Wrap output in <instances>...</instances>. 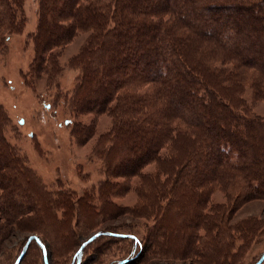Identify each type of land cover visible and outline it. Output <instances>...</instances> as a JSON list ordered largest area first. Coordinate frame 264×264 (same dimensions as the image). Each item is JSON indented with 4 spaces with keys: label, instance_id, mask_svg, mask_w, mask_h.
<instances>
[{
    "label": "trees",
    "instance_id": "1",
    "mask_svg": "<svg viewBox=\"0 0 264 264\" xmlns=\"http://www.w3.org/2000/svg\"><path fill=\"white\" fill-rule=\"evenodd\" d=\"M23 21V0H0V50L5 35L18 32ZM79 31L88 34L73 59L81 73L70 104L76 112L111 118L95 148L105 170L160 187L158 196L143 194L133 208L157 220V236L164 238L152 243L165 259L177 251L214 261L228 257L232 230L246 238L252 227L224 225L229 213L209 203L207 193L220 186L244 201L264 199V117L245 98L248 87L253 102L264 99V0H38L29 34L31 70L40 71L52 49ZM83 131L85 136L90 129ZM1 151L0 251L8 257V246L24 231L21 209H28L30 225L50 229L65 193L51 198L33 170ZM122 160L126 171L118 167ZM149 164L155 166L142 172ZM199 227L215 234L202 239ZM228 230V241L220 240ZM37 234L17 242L9 264L23 260L31 241L41 264H52L46 237L42 230ZM106 234L127 237L133 248L109 264H127L141 250L135 233L98 231L78 243L68 264H78L85 246Z\"/></svg>",
    "mask_w": 264,
    "mask_h": 264
},
{
    "label": "rangeland",
    "instance_id": "2",
    "mask_svg": "<svg viewBox=\"0 0 264 264\" xmlns=\"http://www.w3.org/2000/svg\"><path fill=\"white\" fill-rule=\"evenodd\" d=\"M37 7L38 0H23V24L18 32L5 35L8 39L3 40L0 50V150L7 156L16 155L22 169L36 171L47 183L51 181L54 198L57 193H65V203L52 211L55 220L50 229L30 225L24 217L28 209L22 208L24 231L18 241L23 242L32 234L39 236L37 233L42 230L52 264H68L78 243L98 231L135 233L140 238L141 250L127 264H254L258 260L264 264V199L244 201L234 191L220 186L211 187L207 199L229 213L222 223L230 227L250 225L253 233L246 238H240V233L234 230L231 238L230 230L220 235L218 238L224 242L231 239L233 248L228 257L217 261L192 256L187 251H177L165 259L157 244L152 243L154 238L159 243L164 238L161 234L157 236V220L133 209L143 200V194L158 196L160 187L135 175L122 177L105 170L103 157L95 148L99 134L109 128L111 118L106 113L76 112L70 104L71 92L81 73L73 59L84 46L88 33L79 31L67 44L55 46L41 70H31L35 54L29 34L35 30ZM258 92L262 94L261 90ZM245 93L251 110L264 117V99L253 102L248 87ZM87 128L90 131L84 136L83 129ZM123 161L118 167L126 171L128 165H123ZM154 166L145 165L141 170L146 173ZM165 202L162 199L160 205L164 206ZM64 227L65 235L61 232ZM204 230L199 227L197 236L204 239L207 233L215 234L211 229ZM71 235L75 242L70 241ZM17 242L8 246L13 248L10 256L0 251V263H10L19 247ZM132 249L127 237L99 235L85 246L78 264H109L128 256ZM36 255V264H41L38 247L31 241L19 264H34Z\"/></svg>",
    "mask_w": 264,
    "mask_h": 264
},
{
    "label": "flooded vegetation",
    "instance_id": "3",
    "mask_svg": "<svg viewBox=\"0 0 264 264\" xmlns=\"http://www.w3.org/2000/svg\"><path fill=\"white\" fill-rule=\"evenodd\" d=\"M36 172V171H35ZM34 172V173H35ZM37 173V172H36ZM35 176L37 177V179L39 180V183L42 185L43 191L46 193H50L51 194V198H52V185H51V181L49 183H47L48 181H45L39 174H36ZM1 181V180H0ZM50 184V185H49ZM52 204V201L50 202V205Z\"/></svg>",
    "mask_w": 264,
    "mask_h": 264
},
{
    "label": "water",
    "instance_id": "4",
    "mask_svg": "<svg viewBox=\"0 0 264 264\" xmlns=\"http://www.w3.org/2000/svg\"><path fill=\"white\" fill-rule=\"evenodd\" d=\"M21 122V121H20Z\"/></svg>",
    "mask_w": 264,
    "mask_h": 264
}]
</instances>
